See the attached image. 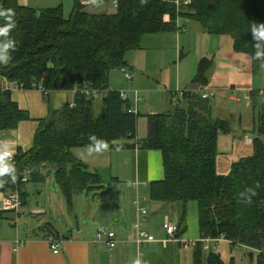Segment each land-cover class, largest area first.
<instances>
[{
	"label": "trees",
	"instance_id": "16d2710c",
	"mask_svg": "<svg viewBox=\"0 0 264 264\" xmlns=\"http://www.w3.org/2000/svg\"><path fill=\"white\" fill-rule=\"evenodd\" d=\"M187 2L177 8L172 0H116L114 12L100 13L87 11L88 5L75 0L65 17L60 5L35 9L18 0H0V12L11 10L15 25L8 34L15 41V50H9L10 60L0 64V75L17 82L21 89L42 87L49 105L46 117L38 121L32 147L13 157L17 180L0 177V191L16 187L22 199L21 188L26 183L20 180L22 172L28 170L30 178L36 179L39 174L34 168L40 165L50 166L67 201L101 186L99 173L72 154L73 148L88 147L92 136L111 148L158 150L163 178L148 184V197L158 204L182 203L177 234L184 225L185 206L194 202L199 239L223 234L231 247L247 250L250 264L254 258L255 264H264V111L258 114L251 132L252 154L234 160L222 174L216 165L218 131L228 133V129L212 115L210 101L185 90L171 112L147 115L146 136L138 141V114L127 111L130 102L122 100L118 90L108 89L109 72L126 65V53L141 49L145 36L177 32L181 14L189 21L196 20L208 34L230 36L233 50L247 55L252 71L258 70L264 57H256L251 32L264 23V0ZM7 23L6 17L0 16V27ZM212 65V59L201 58L191 84L207 86ZM85 84L108 90L100 97L78 93L73 106L50 107L52 92ZM182 99L186 106H181ZM28 118L12 101L10 91H0V131L15 128ZM126 138L133 142H118ZM246 189L255 191L250 203L246 202ZM193 264L236 263L233 259L225 262L215 250H204L197 241Z\"/></svg>",
	"mask_w": 264,
	"mask_h": 264
},
{
	"label": "rangeland",
	"instance_id": "374dc122",
	"mask_svg": "<svg viewBox=\"0 0 264 264\" xmlns=\"http://www.w3.org/2000/svg\"><path fill=\"white\" fill-rule=\"evenodd\" d=\"M18 2L35 9L60 5L64 16L68 17L75 0H18ZM85 9L90 12L111 13L115 11V5L112 0H101L86 6ZM186 29L181 32L143 37L142 48L130 50L125 55L127 67L131 69L133 76L132 81L126 80L118 69L109 72V80L115 84L116 90L120 87L126 91L130 101L133 99L132 90H138L140 115L136 120V139L141 141L145 138L147 131L145 113H165L174 110V101L169 99L170 91L186 90L187 86H193L191 80L197 73L200 59L204 57L212 59L213 65L208 71V78L211 79L213 90L201 87L207 90V93H212V105L218 110L217 117L222 120L225 129L227 128L228 132L231 131L230 133L218 131L216 162L218 161V170L221 173L228 169L230 161L253 152L251 141L247 139V136L252 135L256 118L264 108V62L260 63L258 70L253 72L249 57L233 50V41L230 36L208 34L194 19L188 21ZM250 85L252 86L250 90H253L254 94H251L248 102L246 94L250 90L245 89ZM231 86L232 89H229ZM193 90L199 93V88ZM230 96L238 97L241 101L229 99ZM181 106L185 105L182 103ZM118 142L132 143L133 140L126 138ZM103 151L105 154L98 156V159L105 160L101 170L98 169L101 186L90 188L71 201H67L51 172L44 182L29 183L31 188L36 189H32L34 193L29 194L25 205L30 208L41 204L39 206L46 210L45 221L64 235H68L71 231L75 236L78 226L81 232H85V236L96 238L97 231L100 229L98 225L103 227L105 236L106 232L118 229H121L124 234L131 233L135 218L133 200L138 195L143 203L142 198L146 188L139 185L137 187L129 180L130 170L128 169L132 166V161L123 163L124 169L119 177L114 175L115 172L110 167L111 160H115L116 155L128 154L127 149L121 150V148L115 149L108 146ZM80 161L86 165L84 161ZM113 163L115 166L117 162L113 161ZM111 193L117 197V200L112 199ZM120 207L127 213L126 221L121 218ZM109 211L110 214L107 215L106 212ZM40 220H43L42 215L29 213L22 221H19L20 233L23 232L22 229H25V226L22 227L24 224L31 228ZM228 245L227 242L220 241L213 250H216L225 262L234 256L236 264H250L245 248ZM252 264H255V258Z\"/></svg>",
	"mask_w": 264,
	"mask_h": 264
},
{
	"label": "crops",
	"instance_id": "0c3cea01",
	"mask_svg": "<svg viewBox=\"0 0 264 264\" xmlns=\"http://www.w3.org/2000/svg\"><path fill=\"white\" fill-rule=\"evenodd\" d=\"M100 1L101 0H99V2ZM132 70L134 69L132 68ZM130 81H132V79ZM210 82L211 79L209 80L208 78V85L204 88L213 90ZM108 84L110 90H116V86H114L115 84L110 82V80L108 81ZM191 85L193 86H187L186 90L194 91L193 89H198L200 87V85ZM251 88L252 86L250 85L247 86L245 90H250ZM229 89H232V86ZM122 90V88L118 87V91ZM170 92L169 99L173 101L176 90ZM74 98L75 95L71 90H56L50 95V107L54 110H59L65 104L73 103ZM11 99L17 104L20 110L26 111L29 115L28 119L18 122L15 128L5 132L0 131V142L5 140L9 141L10 149L13 152L12 156H15L17 151L21 150L22 152H25L32 147L38 121L46 117L49 105L44 99L41 90L37 88L16 89L11 92ZM229 99L234 100L231 96ZM212 101L213 96L211 93V105L213 104ZM234 101L239 102L241 99L237 97V100ZM180 103H183L186 106V102L184 103L183 99ZM261 110L264 111V108ZM217 111L218 110L212 105V115L216 118H218L216 114ZM137 112L138 115H140L138 105ZM146 113L145 115L155 114L153 112ZM251 136H247V139L250 141ZM125 149H127L128 154H122L121 156L116 155L115 160H111L112 162L110 161V167L114 170V175L119 177L124 169L123 163H127L126 161H132V166H129L128 169L130 170L128 175L129 180L132 184L137 182V187L139 185L146 188V193H144L143 196L144 202L142 204L147 206L148 215L145 220L140 222L138 228L140 227L150 234L149 241L142 245H138L134 240L137 230L135 223L136 210L135 218L133 219L134 226L131 225V233L124 234V232H121V229H118L117 231L111 230L115 232L117 240V244L114 248H109L105 245V234H103L104 232H99L103 227L99 225L98 227L100 229L97 231L96 238H90L88 235L85 236V232H81L80 227L75 236L72 235L71 231L68 235L58 232L49 222L45 221L46 219L44 218V215H46V210L44 207L39 206L41 204L30 208L25 205L27 199H29V194L34 193V190L32 189H36L31 188L29 183L44 182L52 172L50 166L40 165L34 168L35 173H38L39 177L36 179L29 177V180L23 184L21 188V193L23 194L22 200L24 203L18 217H16L13 212L5 211L3 209L2 200L7 191H0V264H133L137 259L141 261V264H193V243L200 238L197 205L191 202L185 206L184 225H181V232L176 234L177 237H174L173 239L167 238L166 233L162 228L163 221L169 219L177 223L183 213L184 206L181 202L168 204H158L151 201L146 202L149 200L148 184L152 181L161 180L163 178L161 153L158 150L142 149L139 146L121 147V150ZM87 152L88 147H76L72 149V154L79 160L84 161L88 166V169L92 171L97 170L98 172V169L101 170L105 161L98 159V156L105 154L104 151L99 153L94 152L92 155H87ZM113 161L115 163L117 162L115 166ZM233 161L234 160L229 162L228 171ZM216 165L217 171L219 172L218 161L216 162ZM115 167L117 169H115ZM227 170L220 172L227 173ZM112 199L117 200V197ZM29 213L38 214L39 216L42 215L43 220H40L38 224H33V227L31 228L27 227V224H24L22 227L24 228L25 226V229H22L23 232L20 233L21 227H19V221H22ZM106 213L109 215L110 211ZM119 213L122 220L126 221L127 213L124 208L120 207ZM52 233H56L62 237L61 251L59 253H53L45 240V237ZM16 240H22L24 241V244L16 247ZM223 241L229 244L228 241ZM231 259L235 261L236 257L232 256L230 260Z\"/></svg>",
	"mask_w": 264,
	"mask_h": 264
},
{
	"label": "built area",
	"instance_id": "2783aa9c",
	"mask_svg": "<svg viewBox=\"0 0 264 264\" xmlns=\"http://www.w3.org/2000/svg\"><path fill=\"white\" fill-rule=\"evenodd\" d=\"M79 1L83 5H89V4H92L98 0H79ZM172 2L176 5L177 8H179L181 5L186 6L188 4L187 0H183V1L172 0ZM112 3L115 5L116 0H112ZM180 20H182V25H180ZM188 21H189V19H188L187 15H183V14L178 15L177 16V32H181L182 30H187L186 24L188 23ZM118 70L126 80L132 79V77H133L132 73L126 65L119 67ZM16 89H21L19 87V85L17 84V82L8 81L5 77L0 75V91L13 92ZM37 89H40L41 92H44V93L47 92L42 87H39ZM70 90L74 93V95L78 94V93H82V94H85L88 96H93V97H100L101 95H103L107 91L106 89L94 88V87H92L91 84H85L82 87H78L77 85H74ZM184 91L185 90L176 91V94L174 96L173 101L175 102V101H177V99L179 97H182V94ZM198 92H199L201 98L207 99L208 101H210V95L211 94L207 93V90H205L204 88H202L200 86ZM119 95H120V98L122 100H124V101L128 100L130 102V106L127 109V111L129 113L138 114L137 105H138V102L140 100L138 91L133 90L132 101L129 100L128 95H127L126 91H124V90L119 91ZM233 99L237 100V97H233ZM246 99L248 102L251 99V92L250 91H247ZM73 105H74V102L70 104V106H73ZM13 157L14 156H12L11 159L8 160L7 162L14 166ZM29 177H30V171L24 170L20 176V180H21V182H27L29 180ZM16 180H17L16 177H15V179H12L13 182H15ZM133 184L137 185V182H134ZM142 199L144 200V198H142ZM133 204H134L135 210H136V222L135 223H136V227H137L134 240L138 245H142L143 243L149 241L150 234L146 230H143L140 227L138 228V226H139L141 221L145 220L147 213H148V208L146 205H143L141 203L138 195L133 200ZM22 206H23V201L20 197L18 189H16V187H15V188L7 191V193L5 194V196L2 200L3 209L5 211L13 212L15 214V216L18 217V215L20 214V210H21ZM162 228L165 231L167 238H169V239H173L177 234V225L172 220L165 219L162 223ZM99 232L105 233V231L103 229H100ZM45 240H46L50 250L53 253H59L61 251V243H62V237L61 236H59L57 234L56 235L49 234L45 237ZM223 240L229 242V240H227L223 234L218 236V237L198 239L197 241L202 242V248L204 250H209V249H214L216 247V245L220 241H223ZM196 242H194L193 245H195ZM104 243L109 248H114L116 246L117 240H116V235H115L114 231L110 230V231L106 232ZM22 244H24V241L16 240V247L20 246Z\"/></svg>",
	"mask_w": 264,
	"mask_h": 264
},
{
	"label": "clouds",
	"instance_id": "9594fccd",
	"mask_svg": "<svg viewBox=\"0 0 264 264\" xmlns=\"http://www.w3.org/2000/svg\"><path fill=\"white\" fill-rule=\"evenodd\" d=\"M14 13L11 10L7 12H0V16H5L8 23L0 27V37H4L0 40V64L7 63L10 60L9 50H15V41L9 37V32L15 26L11 17ZM253 40L256 41L254 47L256 49V57H264V23H260L258 26H254L252 29ZM91 143L88 146L87 155H92V153H99L108 148V144L92 136L89 138ZM13 152L10 149L9 141L5 140L0 142V177L9 176L15 179V168L13 165L9 164L7 161L11 159ZM247 196L246 202H251V196L255 195L253 189H246ZM133 264H141L139 259L135 260Z\"/></svg>",
	"mask_w": 264,
	"mask_h": 264
},
{
	"label": "water",
	"instance_id": "95a60500",
	"mask_svg": "<svg viewBox=\"0 0 264 264\" xmlns=\"http://www.w3.org/2000/svg\"><path fill=\"white\" fill-rule=\"evenodd\" d=\"M113 198H115L112 194H110ZM79 228H78V226H77V230H78ZM175 237H177V235L175 236Z\"/></svg>",
	"mask_w": 264,
	"mask_h": 264
}]
</instances>
